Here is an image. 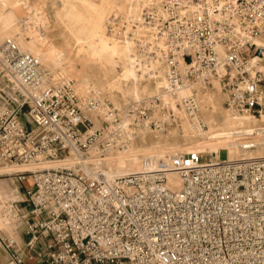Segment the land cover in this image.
<instances>
[{
    "label": "built area",
    "instance_id": "1",
    "mask_svg": "<svg viewBox=\"0 0 264 264\" xmlns=\"http://www.w3.org/2000/svg\"><path fill=\"white\" fill-rule=\"evenodd\" d=\"M105 28L112 40L129 42L139 65L164 78L172 94L207 82L222 64L226 109L262 108L264 85L251 59L263 53L257 41L264 40V0H149L137 17L112 12ZM0 80L21 97L0 112V165L74 159L9 174L22 198L0 199V216L15 234L23 228L30 235L29 247L49 236L45 252L36 254L45 264H264V158L225 163L179 153L154 170L108 178L82 163L90 152L102 159L113 136L162 126L147 112H160L158 96L144 108L127 106L124 124L111 101L79 96L72 79L44 68L11 38L0 44ZM25 104L27 124L19 116ZM177 106L190 119L199 112L194 95ZM164 113L166 121L174 117ZM169 172L180 177L178 189L170 187ZM15 246L0 233V249ZM5 264H26L25 256L11 251Z\"/></svg>",
    "mask_w": 264,
    "mask_h": 264
},
{
    "label": "bare ground",
    "instance_id": "2",
    "mask_svg": "<svg viewBox=\"0 0 264 264\" xmlns=\"http://www.w3.org/2000/svg\"><path fill=\"white\" fill-rule=\"evenodd\" d=\"M148 1L57 0L53 8L54 19L61 22L70 35V43L66 44V49L77 63L78 73L65 75L76 80L74 86L78 94L86 95L90 88L92 94L101 98V94L97 92L100 85L105 87L107 91L105 95H108L109 99L117 95L125 101H141L144 94H153V97L158 96L161 103L174 113L180 123L181 136H162L160 130L153 131L148 128H145L143 136L129 134L113 136L114 145L106 153L104 159L95 158L94 152H90L86 161L82 163L84 169L89 172L101 171L108 178H114L154 170L160 157L166 159V156L188 152L218 155L221 149L227 151V159L223 161L225 163L264 158V155L255 158V153L264 149V113H261L259 117L248 112L232 113L222 105L224 95L221 92L220 79H223L227 73V66L222 64L217 66L215 76H211H214L211 78V89H206L202 82H194L172 94L164 78L150 76L139 65L129 42L120 43L109 38L106 33L105 19L110 12L120 10L137 17L140 8ZM10 2L11 0H0V41L7 38L14 39L21 51L35 56L45 67L49 68V63L54 62L55 70L49 69L57 73V67L64 64L67 55L62 53V49L59 50L60 47L56 48L48 42L46 33L35 32L27 25L25 29L17 27L13 17L5 11ZM16 7L19 8L17 5ZM19 11L22 10L19 9ZM20 17V22L24 24L31 19V16L20 15ZM257 44L263 49L259 61L264 62V40H258ZM255 61L257 60L251 59V62ZM252 65L255 66L254 63ZM255 69L259 71L256 66ZM260 70L264 72L263 63H261ZM141 80H144L146 84L139 87ZM192 88L196 95L190 91ZM179 95L180 99L195 96L199 112L194 118L187 117L177 106V101L180 100ZM102 112L99 114L101 117ZM199 119L203 121L205 128L199 125ZM126 120L122 119V123L125 124ZM253 148L259 150L253 151L251 150ZM147 161L149 165H146ZM102 162H106L108 169ZM73 163V158H65L25 166L15 164L5 166L17 168L16 171H7L11 174L23 170L55 169L70 166ZM168 182L172 189L180 187V177L175 172H169ZM15 190L17 191V188ZM1 226L8 231L14 229L8 223Z\"/></svg>",
    "mask_w": 264,
    "mask_h": 264
},
{
    "label": "rangeland",
    "instance_id": "3",
    "mask_svg": "<svg viewBox=\"0 0 264 264\" xmlns=\"http://www.w3.org/2000/svg\"><path fill=\"white\" fill-rule=\"evenodd\" d=\"M56 1L57 0H11L8 7L5 8V11L8 12V14L13 17L14 22L17 25V27L25 29L26 28L25 25H27V27H29L30 29H32L35 32L46 33L48 35V40H49L48 42L51 45L55 46L56 48L60 47L59 50H61V49L63 50L62 53L64 55H67V58L64 60V64H62V66L57 67L56 71L58 73H60L61 75H63L64 77H66L65 74L69 73V74L73 75L75 73H78V70L76 67L77 63L71 58V54H69L67 52V49H66L67 48L66 44L70 43L69 32L67 31V29L63 26V24L61 22H58L54 19V15H53L52 11H53V8L55 7ZM94 1H96V0H94ZM16 5L19 6V8L16 7ZM19 9L22 11H19ZM114 11H120V10H114ZM114 11H112V12H114ZM112 12H110L109 14H111ZM20 15L31 16V19L27 20L26 24H24V23L20 22V20H21ZM108 15H107V17H108ZM107 17H106V19H107ZM106 19H105V21H106ZM37 20H38V22H37ZM14 33H17V32L14 31ZM258 56L259 57L252 58V59H255L257 61L251 62V63L252 64L254 63L255 66L257 67V69H259V71L261 72V78H262L263 85H264V72L260 70L261 63L264 64V62L259 61L260 57H262V54H260ZM40 64H41V62H40ZM54 65H55L54 62H50L48 67L55 70L56 67L54 68ZM44 68H46L52 72V69L50 70L49 68H47L45 66H44ZM223 72H224V70H223ZM213 75L215 76V74H213ZM95 77H98V76H95ZM213 77H210L208 79V81L205 83L202 82L206 89H211V87H212L211 78H213ZM68 78H70V77H68ZM70 79H72V81L75 85L76 80L73 78H70ZM221 80L222 79H220V88H221V92L224 95V101H225V94H224V91L222 88V81ZM145 84H146V82L144 80H141L139 82L138 86L141 87L142 85H145ZM98 88H99V90H97V92H99L101 94V98L109 99L107 97L108 95L107 96L105 95L107 93V91H105V87L103 85H100ZM1 90L4 91V93H2ZM190 91H192L193 94L196 95V92L193 90V88ZM177 93L180 94V92H177ZM80 94H78V95L79 96H85V94H82V93H80ZM88 94H92V91L90 90V88L88 90ZM88 94H86V95H88ZM152 95L153 94H144L143 97L141 98L143 100H141V101H132V100L125 101L124 98L117 96V95H115L112 99H109V100L113 103L114 107L118 109V112H119V115L121 116V118L122 119L125 118V120H126L127 118L125 116V111L127 109V106H129L130 104H134V105H138L139 106L138 108H142V107L144 108L147 100L151 99V97H153ZM7 96H10V97L13 96L11 101H10V104H8V102H7V100H8ZM147 97H149V98H147ZM154 97H156V96H154ZM146 98H147V100H146ZM158 99H159V97H158ZM179 99H180V95H179ZM224 101H223L222 105L226 109ZM19 102H21V97H19V95L17 93H15V94L12 93V91H10L5 86V84L0 80V112H3L5 110H9L11 108H15ZM159 102L161 103L160 99H159ZM27 108H28V105L25 104L22 108H20V111H19L20 120L23 124L26 123L25 112H26ZM159 108L160 109H158V110L160 112H155V110H153V113H152V112H150V109L147 110V112L149 115H153L150 117H154L155 119H159V120H161V122L164 121V122H162L163 123L162 126H159V128H154V127L149 128V127H143V126L142 127H136L135 129H133V131L136 132L135 136H143L145 134L144 133L145 128H148V129L153 130V131L160 130L161 131L160 133L162 134V136H181V132H180V128H179L180 123H179L178 118H175L174 113H172L174 117H172L170 120L168 119L166 121L163 115L165 114L164 113L165 110L166 109L168 110V108L165 105H163L162 103L160 104ZM261 113H264V103H263V106L261 109H258L254 113L251 112L250 114H252L253 116L259 117ZM160 117H163V118H160ZM188 121H189V119H188ZM126 122H127V120H126ZM189 123L191 125H193L190 121H189ZM95 124L98 125L97 122H95ZM251 150L258 151L259 149L253 148ZM226 153H227L226 150L221 149V150H219L218 155H214V154H210V153L209 154L208 153H201V158L206 161V160H211L214 156H217V157H219V160H225V159H227ZM260 154H262V155H260ZM105 155L106 154H104L102 156V159H104ZM263 155H264V149H260L258 152L255 153V156H256L255 158L262 157ZM168 157L169 156H166V158H168ZM162 159L163 158L160 157L157 160V162L162 160ZM251 159H253V158H251ZM102 164L106 167V169H108L106 162H102ZM16 169L17 168L15 166H11V167L7 166L6 167L3 165H0V186H2V184L6 183L9 188L15 189L17 186L21 185L15 178H13V176L8 174L9 172L7 173L8 170L16 171ZM24 184H26V183H24ZM11 189H9V190H11ZM0 190H3L2 187ZM0 199H2L3 201L8 200V199L9 200H17L18 194L15 192L14 193L9 192V195H4V194H2V192H0ZM0 219H1L0 220L1 225L8 223L6 221V219L2 218L1 216H0ZM9 224L10 223H8V225ZM10 225L14 228L13 224H10ZM0 233L2 235H6L7 237L10 236L11 238H15L16 241L18 240V238L16 237V234L11 236L6 231H2V230H0Z\"/></svg>",
    "mask_w": 264,
    "mask_h": 264
},
{
    "label": "crops",
    "instance_id": "4",
    "mask_svg": "<svg viewBox=\"0 0 264 264\" xmlns=\"http://www.w3.org/2000/svg\"><path fill=\"white\" fill-rule=\"evenodd\" d=\"M8 173V172H7ZM0 190L2 192V194H6L9 195V192L12 193H17V191L15 189H11L7 186V184H2V186H0ZM16 188H22L21 185L17 186ZM11 189V190H9ZM22 189L20 190L19 194H18V199L22 198ZM21 207L25 208V204H19ZM0 229L3 231H6L9 235H14V230L13 231H8L5 228H2V226L0 225ZM16 237L18 238V240L16 241L15 238V242H16V246L13 247L12 249H0V264H5L6 260L8 258V254L11 251H16V252H21L24 256H25V262L26 264H45L44 259H40L38 258V256L36 254L40 253V252H45L46 249V243L49 240V236H39L37 237V239L30 244V247L28 246V241L30 239V235L26 234L25 230L23 228L18 229L17 233H16Z\"/></svg>",
    "mask_w": 264,
    "mask_h": 264
}]
</instances>
